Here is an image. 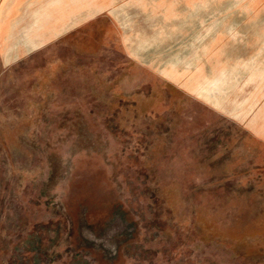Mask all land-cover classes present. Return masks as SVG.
Listing matches in <instances>:
<instances>
[{"label": "rangeland", "instance_id": "374dc122", "mask_svg": "<svg viewBox=\"0 0 264 264\" xmlns=\"http://www.w3.org/2000/svg\"><path fill=\"white\" fill-rule=\"evenodd\" d=\"M44 2L0 58V264H30L72 93L166 126L106 264H264V0H98L91 32L46 44Z\"/></svg>", "mask_w": 264, "mask_h": 264}, {"label": "water", "instance_id": "95a60500", "mask_svg": "<svg viewBox=\"0 0 264 264\" xmlns=\"http://www.w3.org/2000/svg\"><path fill=\"white\" fill-rule=\"evenodd\" d=\"M165 129L72 93L40 175L30 264H106Z\"/></svg>", "mask_w": 264, "mask_h": 264}, {"label": "crops", "instance_id": "0c3cea01", "mask_svg": "<svg viewBox=\"0 0 264 264\" xmlns=\"http://www.w3.org/2000/svg\"><path fill=\"white\" fill-rule=\"evenodd\" d=\"M76 1L77 0H56L50 6V0H45L43 6H45L47 10L52 7L53 10L56 8L58 12L53 14V18H50V20L49 18L48 20H42V27L39 31L43 32V34L39 35L38 39L42 40L43 44L54 39L66 38L72 34L74 37H81L80 35L83 31L88 32V30L90 31L95 28L92 23L95 22L93 19L97 17L99 12V9H96L98 0H85L84 6L81 9L85 10L83 14H79L78 12L74 17L67 20L66 17L69 13L74 14L73 11L75 10L76 12L77 5L83 2L76 3ZM33 3L34 0H0V58H4L5 64L14 63L19 58L18 54L21 52H19L20 49L18 46V14L20 10L30 5L32 6ZM85 3H88L87 5L89 6H85ZM91 20H93L92 23L89 22ZM50 22L53 24L51 27ZM24 29L27 30L26 27ZM81 30L83 31L80 34L77 33ZM12 33L15 34L12 35ZM20 44L27 51H30L35 47L34 45H36L35 42L29 43L25 40H22ZM123 45H125V42Z\"/></svg>", "mask_w": 264, "mask_h": 264}]
</instances>
